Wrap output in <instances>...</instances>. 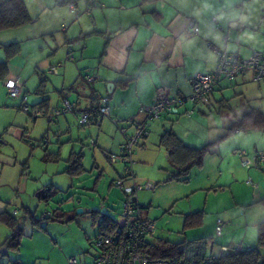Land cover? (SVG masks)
Instances as JSON below:
<instances>
[{"label":"rangeland","instance_id":"obj_1","mask_svg":"<svg viewBox=\"0 0 264 264\" xmlns=\"http://www.w3.org/2000/svg\"><path fill=\"white\" fill-rule=\"evenodd\" d=\"M25 2L32 21L19 28L1 30L0 42L6 44L20 42V51L10 58L9 67L29 78L26 84V88L29 89V103L37 97L34 90L41 79L45 81L44 84L50 90L54 101L58 94L56 87L62 89L68 80L70 83L66 87L75 85L69 98L74 101L79 99L84 103L83 96L90 94L92 86L86 76L96 75L94 73L99 67L101 53L113 36H118L116 31L112 30L117 20V9L122 7L120 2L125 6L135 0H25ZM178 2L184 4L190 12H200L205 18L209 12L219 8H223L225 13L238 8L233 0H178ZM73 5L76 9L71 10ZM204 7L206 13L201 11ZM258 8L259 6L253 10L258 12ZM216 15L217 13L213 16ZM71 38H75L76 42L67 45L66 40ZM194 41L190 40L192 45ZM0 57H6L5 49L1 46ZM51 65L57 66L58 72L50 71ZM0 80V135L4 138L3 143H0V149L17 160L15 164L5 163L3 166L5 171L0 175V199L4 200L5 210L12 214L18 211L15 216L24 226L20 249L10 250L7 255L1 256L0 264H13L14 259H19L22 264H69L72 257L77 258L80 264H92L96 252L93 243L101 231L88 211L100 210L111 215L119 224L125 221L121 214L127 196L124 189L115 184L120 177L119 173L124 174V167L122 163L111 162L106 158V149H113L115 154H119L121 148L119 143L125 140L122 127L126 128L127 134L134 133V128L127 124L128 119L121 121L115 118L119 120L116 124L114 119L108 118L106 121L109 120L112 124L109 130L100 131L95 125L81 126L78 117H75L71 123V134L66 133L68 125L66 130L59 134L60 127L49 122L48 117L40 116L34 120L29 113L19 109L16 104L19 105L21 99L10 97L5 82ZM232 100L230 106L225 105L222 109L210 112L209 108H206V111L208 110L206 114L196 110L191 119L185 114L186 109L183 106L180 107L178 114L162 115L161 118L165 120H158L160 117L153 119L150 122L151 126L148 127L149 136L140 139L135 146L133 153L135 177L139 183L154 185L151 189L145 187L137 192L139 203L148 205L144 212L145 216L154 222L152 242L159 239L171 243L184 240L188 242L205 237L210 253L213 238L216 241L215 245L213 244L216 251L221 248L220 242L225 243L219 240L222 237V233L219 235L217 231L219 217L224 220L223 236L226 235V230L234 231L240 238L236 241L238 243L242 241L243 236V228L240 230L242 218H239L242 211L249 209L250 213L254 209H259L260 216H264L262 203L253 201L250 206L236 203V197L244 202L252 196L254 188L259 186V189L264 188V182L260 178L247 174L248 169H254L260 172L264 179L263 167L255 164L245 166L241 163L240 156V151L244 150L246 159H254L259 152H256V148L264 149V130L249 129L221 138L232 125L234 113L239 116L245 112L243 100L238 98ZM189 106V109L193 108L192 104ZM232 107L236 110L234 113ZM161 120L166 122V127L160 124ZM9 126L21 128V131L26 129L28 132L25 134L26 138L21 137L22 132L13 134L12 127L9 129ZM166 128L178 130V135L185 136L186 140L183 137L182 139L194 146H202L219 139L214 146V152H210L204 158L203 165L192 168L188 181L167 180L172 169L167 150L160 145V135ZM72 136L74 139L70 140ZM143 142L145 144H142ZM31 143L35 144L34 148ZM73 144L77 145L76 150L84 153L86 168L85 173L75 178L56 173V167L60 165L63 168V163H48L44 159L46 148L50 153L61 150L64 157H67ZM236 148H240L238 154L234 153ZM25 162H28L29 168L24 171ZM46 170L54 172V175L50 173L47 175ZM250 179L254 185L249 183ZM51 180L60 187L59 192L49 203L39 201L34 194L36 188L48 184ZM23 206L30 207L36 217L42 219L41 224H34ZM57 208H62L71 219L63 221L43 219L45 213L53 212ZM79 208L85 211L79 213ZM195 212H202L201 217L193 216L186 221L187 215ZM230 223L233 227L228 226ZM10 233L8 225L0 222V244ZM230 244L223 249H227ZM245 244L249 246L246 240ZM257 244L258 241L254 243ZM261 253L264 256V246L261 247Z\"/></svg>","mask_w":264,"mask_h":264},{"label":"crops","instance_id":"obj_2","mask_svg":"<svg viewBox=\"0 0 264 264\" xmlns=\"http://www.w3.org/2000/svg\"><path fill=\"white\" fill-rule=\"evenodd\" d=\"M233 1L238 5L235 11L230 10L225 13L223 8H219L209 12L206 18L203 17L200 12H190V10L184 4H180L178 0H135V2L129 3L128 5L126 4L125 6H123V2H120L122 7L117 9V20L113 28L114 30H112L116 31L118 36H113L111 42H108L101 53V58L98 62L99 67L94 73L96 74L95 76L98 77L96 80L97 83H91L90 94L87 93L83 96L85 99L84 103H81L79 99L74 101L69 98L75 85L71 84L70 87H66V85L70 83L68 80L62 89L56 87L58 91V94H56V101L52 99L50 90L47 89L45 84L43 92L37 91L40 82L34 90L37 97L34 98L32 103H29V89L26 88L29 78L21 72L20 74L16 73V70H13L11 66L9 67L10 58L8 59L7 76L2 79V81L6 83L9 79L17 80L20 93L16 98H20L21 101L20 104H16V106L19 109H21V104L25 96H27V102L31 107H34V105L40 103L43 99H48L46 107H43L45 114L41 116L48 117L49 122L59 126V134L66 130L67 125L68 131L66 130V133L71 134V123L74 121L75 117H78L79 120V113L75 111L63 112L51 119L54 109L62 107L66 99L76 103L79 109L93 108L96 106L94 95L97 93L109 96L111 105L110 116L104 117L99 122L94 120L91 124L85 125L84 127L95 125L100 128V131L103 129L108 131L112 125L109 120V123L106 121L108 118L110 120L114 119V121L118 119H121V121L129 120L131 118H135L138 121L144 120L145 116L142 113V109L154 104L160 94H166L170 98L183 99H186V97L192 94V79L194 75L198 72L214 71L217 67L219 56L215 48L236 52L245 58L249 57L254 51L261 52L264 55V0ZM257 6H259L258 12L253 10V8ZM73 8H75L74 5L71 10H73ZM201 11L206 13L205 7ZM215 13H217V15L213 16ZM211 17H213V21ZM168 21H170V23ZM74 39L75 38L67 39V45L70 43L72 44ZM192 39L195 40L193 45L190 42ZM0 43L6 44L4 42ZM181 46L183 49H181ZM6 59L7 54L5 58L0 57V61ZM86 70L88 71L89 68ZM55 72H58V67ZM123 79H129L125 87H122L119 82ZM42 80L43 79H41V81ZM109 83H114V87H108ZM232 98H238L244 101L242 106L245 112L255 108L264 113V81L254 80L250 73L241 75L234 81L224 80L211 92L209 104L200 103L194 105L193 103L186 102L178 106L177 112H165L162 115L178 114L181 106L187 111L190 107L189 104H192L195 111L190 116L188 115V118L191 119L192 116L195 115L196 110L206 114L208 112L206 108H209L210 112H212V110L222 109L225 105L226 107L227 105L230 106V101H233ZM232 111L234 113L236 110L232 107ZM29 115L32 116L34 120L40 117L33 116L32 114ZM162 115L158 120L163 119L161 118ZM236 116L238 115L234 113L232 122L237 118ZM168 117H170V115ZM160 124L166 127V122L161 120ZM11 127L12 126H9V129ZM177 131L174 132L178 134L179 131ZM239 131L240 130L234 131L233 133ZM11 132L13 134L22 132L21 137L24 139L26 138L25 134L28 133L26 129L21 131V128L15 127L11 128ZM148 136L149 133L146 137ZM180 137L186 140L185 136L181 135ZM3 139L4 138L0 135V143H3ZM73 139L74 137L70 140ZM46 142L47 140L44 143ZM123 142L124 140L120 141V147ZM142 144H145V142ZM95 145L101 148L98 143H95ZM31 146L34 148L35 144L31 143ZM76 147L77 145L73 144L67 157H64L62 151L58 150V152H53L59 154L60 158L58 160H45L48 163H63V168H61L60 165L56 167V173H63L69 175L71 178H75L67 172L66 168L68 167V160L71 154L73 152H80L76 150ZM239 150L240 148H236L234 153L238 154ZM257 151L261 152L264 151V149L257 150L256 148V152ZM213 152L214 151H212V153ZM46 153H49L47 148L45 154ZM113 153H115L113 149H106V158ZM16 162L17 160H15V157L12 158L6 155L0 149V175H2L1 172L4 174L5 168L3 166L5 163L15 164ZM83 165L85 168L84 158ZM28 168V162H25V164H23L24 171ZM45 173L47 175H54V172L49 170H46ZM247 174L250 177L260 178L261 181L264 182L260 172L254 171V169H248ZM119 176H122V174L119 173ZM49 183H53L57 188H60L53 180L48 182V184ZM43 186L44 185L41 187ZM41 187L36 188L34 194ZM259 188L260 186L254 188L251 193L252 196L244 202L238 200L236 197V203L250 206L253 201L255 202L264 196V188ZM23 207L24 209H30L28 206ZM5 209L4 200L0 199V212ZM248 210L249 209H244L239 216V218H242V224L240 225L242 226L240 230L243 228L242 241L237 243L236 241L240 239L236 236L237 233L226 230V235L223 236V232H221L222 237L219 238V240L225 242H220V249H223L224 246L230 243H232L230 245H246V240L249 245H254V243L258 241L256 224L260 219H264V216H260V212H258L259 209H254L250 213H248ZM219 219H221L222 222L224 221L221 217H219L218 220ZM228 226L233 227V224L230 223Z\"/></svg>","mask_w":264,"mask_h":264},{"label":"built area","instance_id":"obj_3","mask_svg":"<svg viewBox=\"0 0 264 264\" xmlns=\"http://www.w3.org/2000/svg\"><path fill=\"white\" fill-rule=\"evenodd\" d=\"M72 51V49H69ZM219 60L217 67L211 72H198L192 79L193 92L186 99L170 98L166 94H160L157 101L142 109L144 120H136L131 118L127 120V124L134 128V133L127 134L125 127L122 132L125 140L121 145L119 154H111L109 160L111 162H120L124 167V174L120 176L115 184L124 189L127 198L123 203L122 217L125 218L123 224H119V229L115 233H107L99 235L93 243L96 252L93 255L92 264H185L179 258L163 259L154 258L146 251V245L151 239L154 230V222L145 216V209L140 207L137 198V192L140 189H151L154 185L147 183H139L133 171V153L135 146L140 139L145 138L148 133L150 122L159 118L165 112H177L178 106L186 102L194 105L204 103L209 104L210 94L214 88L224 80L234 81L241 75L250 73L256 81H264V55L261 52L254 51L250 57L245 58L236 52H228L227 50L217 49ZM73 56H71L72 58ZM50 71H57L56 66H51ZM88 82H95L98 77L95 75L86 76ZM10 97L19 96L20 87L17 80L9 79L5 83ZM96 106L92 109H86L80 112L79 123L81 126L88 125L92 118L101 120L106 116H110L111 105L110 98L107 95H95ZM76 107L75 103L65 101L62 108H56L51 117L54 118L66 111H72ZM21 109L27 113L36 116L44 115L40 109H33L27 102V96L24 97ZM194 108L185 112L187 115L194 113ZM116 124L119 121H115ZM246 152L240 153L241 163L245 166L258 165L264 167V152H258L254 159H246ZM249 183L254 185L250 179ZM17 212V211H16ZM223 222L221 219L217 222V231L222 232ZM69 264H80L77 258L69 259Z\"/></svg>","mask_w":264,"mask_h":264},{"label":"trees","instance_id":"obj_4","mask_svg":"<svg viewBox=\"0 0 264 264\" xmlns=\"http://www.w3.org/2000/svg\"><path fill=\"white\" fill-rule=\"evenodd\" d=\"M31 21L32 18L25 0H0V31L18 28ZM74 42L76 41H73L72 43ZM0 45L3 46L7 54V59L0 61V79H4L8 73V59L16 55L20 51L21 46L19 42H11L8 44L0 43ZM128 81L129 79H123L119 82L122 87H125ZM44 82V80L41 81L37 91L43 92ZM65 101L69 100L66 99ZM46 103H48V99H43L32 108L40 109L44 112L43 107H46ZM83 110L86 109H79L76 104V107L72 111L78 112L80 116V112ZM32 115L36 116L34 114ZM94 120L97 122L100 121L96 118H92L89 124ZM249 129L264 130V113L261 110L252 108L243 115L238 116L232 122V125L227 128L226 133L221 136V138H226L234 131H245ZM218 141L219 139L208 142L202 146H194L187 144L173 130L164 131L160 136V145L166 148L170 167L172 169V171L170 170L171 172L167 180L188 181L192 168L203 165L204 158L208 153L213 151L214 146ZM59 158L58 153L50 152L46 153L44 157V159L53 160H58ZM83 158L84 155L82 152H73L69 157L66 170L72 177H78L85 173L86 170L83 165ZM57 192H59V188H57L55 184L49 183L38 189L35 196L39 201L49 203ZM256 202L264 204V196ZM139 205L143 209H148V205ZM24 210L27 215L32 218L34 224H41L42 219L36 217V214L31 209L25 208ZM88 212L92 215L93 222L98 225L101 231L99 235L115 233L120 228L119 223L111 215L103 213L100 210H92ZM15 214H17L16 211L14 214L10 213L8 210L0 212V222L5 223L11 229V233L0 244V257L7 255L10 250L16 251L20 249L22 243L21 238L24 234V226ZM201 215L202 212L188 214L186 221L192 219L193 216L200 218ZM67 216V212L62 208H57L53 212L45 213L43 219L59 221L71 219ZM256 227L258 230L257 245H231L228 246L227 249L215 251V246H213V244L215 245L216 241L213 238L212 250L209 253L207 249L208 243L205 237L193 239L188 242L184 240L182 242L173 243L164 239L152 242L150 239L146 245V251L154 258H179L185 264H264V256L261 253V247L264 246V219L260 220L256 224ZM12 263L22 264L19 259L12 260Z\"/></svg>","mask_w":264,"mask_h":264},{"label":"water","instance_id":"obj_5","mask_svg":"<svg viewBox=\"0 0 264 264\" xmlns=\"http://www.w3.org/2000/svg\"><path fill=\"white\" fill-rule=\"evenodd\" d=\"M108 87H114V83H109V84H108ZM83 211H85V209H83V208H79V209H78V212H79V213H82Z\"/></svg>","mask_w":264,"mask_h":264}]
</instances>
